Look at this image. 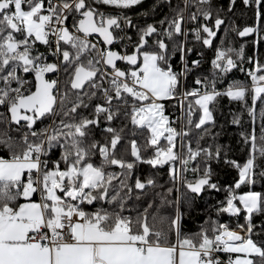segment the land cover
Here are the masks:
<instances>
[{
    "label": "snow or ice",
    "instance_id": "snow-or-ice-1",
    "mask_svg": "<svg viewBox=\"0 0 264 264\" xmlns=\"http://www.w3.org/2000/svg\"><path fill=\"white\" fill-rule=\"evenodd\" d=\"M140 2L0 0V108L4 109L0 112V264H264V247L252 239L257 227L264 231V220L258 226L252 222L253 214L264 215V191L253 190L258 182L264 187V167L256 171L257 158L264 159V120L258 138L254 127L250 133H240L244 143L251 144L242 163L225 154V163L237 170L238 179L224 186L227 195L215 212L243 214L244 223L237 224L240 231L209 216L197 232L186 233L180 210L182 204L191 205L188 193L199 196L206 188L219 190L211 179L210 162L219 160L222 146L217 144L215 150L211 143L201 146L205 136L214 135L209 128L214 124L210 104L220 96L243 102L249 91L239 81L217 90V76L223 78L236 67L246 71L252 106H243L254 123L258 99L264 117V63L258 55L249 56L252 67L246 70L243 45L217 46L212 79L197 76L194 84L202 87L185 89L181 78L200 64L193 59L188 66L186 57L193 48L187 36L191 33L207 47L217 35L208 23L213 15L210 0H182V7L169 4L173 14L161 18L159 28L153 23L138 28L133 42L125 30L136 25L119 10ZM93 4L116 9L117 14ZM234 4L231 0L229 10ZM243 4L254 6L258 25L264 19V0H243ZM189 22L194 26L188 28ZM222 24L217 15L214 27ZM251 33L259 37L260 28L245 26L238 31L240 37ZM149 38L154 47L149 46ZM177 52L181 68L174 71L170 61ZM61 70L70 85L63 90L59 79L46 77ZM177 96L179 130L172 126L163 103ZM194 111L199 115L196 121ZM121 117L130 121L134 135L135 130H147L144 147L151 146L152 156H141L136 139L130 141L133 160L117 156L125 129L113 123ZM185 117L189 125L202 129L195 148L184 127ZM101 120L103 143L93 135ZM38 121L41 127L36 129ZM233 123L239 124L240 117ZM53 150L59 151L57 159L51 158ZM97 153L99 163L93 160ZM136 162L154 169L168 166L172 186L155 193L159 204L139 203L147 189L163 186L151 176L141 180L135 175ZM114 166L119 171L109 170ZM241 185L248 190L238 192ZM172 206L174 215L163 211ZM165 223L167 228L162 226ZM219 253L227 254V260Z\"/></svg>",
    "mask_w": 264,
    "mask_h": 264
},
{
    "label": "trees",
    "instance_id": "trees-1",
    "mask_svg": "<svg viewBox=\"0 0 264 264\" xmlns=\"http://www.w3.org/2000/svg\"><path fill=\"white\" fill-rule=\"evenodd\" d=\"M231 0H210L211 9H212V18L208 22L210 27H213V30L217 32V35L212 39V43L209 46H204L201 41H196L191 33L186 38V42L188 46L193 48V51L189 53L186 57L188 66L191 68V61L193 59H198L200 64L193 71L189 72V74L184 77L185 80V89H191L193 87H202L194 84V81L197 76L203 79L204 77H208L209 80L212 79V65L211 60L214 58L215 50L217 46H222L227 48L229 46L239 49L241 45L244 46V61L242 66L247 70L252 67V64L248 62V57L256 55L259 56V60L261 63H264V19H262L257 25L255 10L253 7H246L243 4V0H235L234 7L229 10V4ZM169 4L173 7L176 5L183 6L182 0H143L138 5L131 6L128 9L119 10L131 18L132 24L136 25L134 28H127V35L131 36L132 41L136 42L137 37V29L140 27L146 26L148 23H153L157 28L160 27L158 21L163 18L166 14L171 16L173 13L169 10ZM102 11H110L113 14H117L116 9H108L106 7H98ZM189 11H195L194 8H190ZM146 13V15H145ZM223 20V24L220 28L214 27V19L216 16ZM202 20V18H201ZM68 23H72V18H68ZM245 26H258L260 28L259 37L256 33L248 34L244 37H240L238 35V31L242 30ZM189 28L193 27V24L189 22ZM235 28L236 31L232 29ZM225 29H228L226 32ZM221 37H224L223 43L221 41ZM179 39L182 40V37ZM148 43L150 47H154L152 45V39H148ZM117 45H115L116 47ZM41 51H45L42 45H39ZM129 52L132 51V47L128 49ZM197 52H200L201 55L197 56ZM50 62L55 61V57L48 58ZM170 63L173 66L174 71H179L181 68L180 64V55L177 52L172 56ZM239 64L240 61H237ZM123 66V65H122ZM50 73H47L48 75ZM59 89L63 90L65 87H69L67 84V75L61 70L59 73ZM25 78L28 80H32L33 78L29 74H24ZM187 81V82H186ZM231 81H239L244 84L249 91L246 93L245 101L238 100H230L227 96L217 97L215 102L211 103V109L214 115V124H210L209 128L212 134L203 138L201 141V146H207L209 143L212 144L213 150H215V146L217 144L222 146L221 156L219 160L213 159L211 163L212 169V181L219 185V190L213 189H205L199 196H195L194 194L188 193V198L191 200V205L182 204L181 212L182 216V227L183 231L186 233L197 232L199 227L204 223V221L209 217H213L218 219L220 223H225L229 226L230 229L240 231L237 228L238 223H244V216L240 214L238 216H233L227 213L221 214L219 216L216 215L215 208L219 207L220 204L218 202H222L225 200L227 195L225 191V185H233L235 180L238 179L237 170L225 163V154L228 159H236L241 163L247 158L248 151L251 147V144H245L243 141V137L240 136L241 132L250 133L255 128L257 138L259 137L260 127L262 120L264 117H261V105L262 101L259 99L255 105V122L253 123V118L249 115L247 109L243 106L245 103L248 106H252L251 101V79L247 76L246 71L242 72L240 67H236L232 69L230 72L226 73L223 78L217 76L216 78V88L217 90L225 89L229 82ZM34 88V84L32 85ZM264 95V94H262ZM191 99V98H189ZM165 104V114L169 116L170 120L172 117H179L177 113L179 112V105L173 104L172 100H166L163 102ZM185 105V113L187 112V101H184ZM198 107V106H197ZM4 109L0 108V112H3ZM91 112L89 109L85 112V115H88ZM240 117V123H233L235 117ZM194 121L198 120L199 115L198 111H194L193 113ZM59 119V117H57ZM49 121L44 120V124H47ZM185 129L189 130V136L191 139L192 147H196V138L199 136L202 129H196L193 125H189L187 123L186 117L183 119ZM114 127L120 128L124 127V132L122 133L123 139L119 142L117 148V156L123 155L126 160H133L134 158L130 155V141L132 139H136L138 145L140 146L141 156L144 159L153 155V149L151 146L145 148V141L147 138V130L144 131L135 130V135L133 134L134 129L131 125L130 121H127L121 117L120 120L115 121L113 123ZM15 127V126H13ZM41 127V123L38 121L34 128L39 129ZM104 127V121L101 120V124L99 128L94 129V138L101 143L104 142V134L102 133V129ZM203 128V126H202ZM13 135H18L17 133H13ZM188 141H185L187 143ZM177 150H178V138H177ZM127 147L128 151L125 153L124 149ZM2 154V153H0ZM59 157V151L53 150L51 153L52 159H57ZM94 162L99 163V155L97 153L96 156L93 157ZM196 162H192V166H195ZM256 163L259 167L256 169L258 172L260 167H264V159L257 158ZM176 165L179 166V162H176ZM112 171H119L118 166H114ZM202 170V163H201ZM134 174L139 175L141 180L146 177H153L157 185L163 187H155L147 189L148 195L142 196L139 203L142 205H146L148 200H154V204H159L160 200L155 196L157 192H163L165 188L171 187L172 182L171 178L168 175V166L153 168L151 165L143 162H136L134 165ZM189 179H193V174H188ZM134 183V177L133 181ZM248 186L241 185L238 192L247 191ZM253 190L256 191H264V187L261 186V183H257ZM186 190L181 187V192L184 193ZM171 198H175V192L171 194ZM235 203L238 204V201ZM155 210L154 208L152 209ZM164 212L174 215V206L165 207L163 209ZM264 220V215L253 214L252 222L255 225H259L260 222ZM160 226V225H158ZM167 228V223L162 225ZM252 239L255 240L260 246L264 247V231H261L259 227H257L252 235ZM221 258H228L227 254L219 253ZM257 261L259 260L256 257Z\"/></svg>",
    "mask_w": 264,
    "mask_h": 264
},
{
    "label": "built area",
    "instance_id": "built-area-1",
    "mask_svg": "<svg viewBox=\"0 0 264 264\" xmlns=\"http://www.w3.org/2000/svg\"><path fill=\"white\" fill-rule=\"evenodd\" d=\"M68 23V22H67ZM69 25H71V23H68ZM121 24H123V21H121ZM188 25H189V23L187 24V27H188ZM194 26V25H193ZM189 28V27H188ZM126 32H127V29L125 30ZM119 34V33H118ZM183 39H185L184 37H182V40ZM113 47H115V45H113ZM117 48H119V45H117L116 46ZM131 47V46H130ZM129 47V48H130ZM128 48V49H129ZM122 66V65H121ZM59 76H60V74H56V73H50V74H48V75H46V77L48 78V79H53V78H56V79H59ZM181 82H182V85L184 86V88H185V80H184V77H182L181 78ZM172 101H173V104H177L178 103V105H179V112L177 113V115H179V117L177 118V117H172V119H171V121H173L174 123V125H179V127L181 126V111H180V103H179V97L177 96V97H174L173 99H172ZM37 199H38V196H37ZM222 260H227V258L226 259H223V258H221Z\"/></svg>",
    "mask_w": 264,
    "mask_h": 264
},
{
    "label": "rangeland",
    "instance_id": "rangeland-1",
    "mask_svg": "<svg viewBox=\"0 0 264 264\" xmlns=\"http://www.w3.org/2000/svg\"><path fill=\"white\" fill-rule=\"evenodd\" d=\"M141 1H143V0H141ZM93 7H106V6H104V5H102V4H93ZM172 99H173V98H172ZM172 99H169V100H172ZM165 101H166V100H165ZM163 102H164V101H163ZM172 126L178 128V130L180 129V127H179L178 124H177V125L172 124ZM179 143H180V140H179V138H178V146H179ZM178 162H179V161H178Z\"/></svg>",
    "mask_w": 264,
    "mask_h": 264
},
{
    "label": "water",
    "instance_id": "water-1",
    "mask_svg": "<svg viewBox=\"0 0 264 264\" xmlns=\"http://www.w3.org/2000/svg\"><path fill=\"white\" fill-rule=\"evenodd\" d=\"M213 38H214V37H213ZM213 38H212V39H213ZM69 87H70V85H69ZM13 126H15V125H13Z\"/></svg>",
    "mask_w": 264,
    "mask_h": 264
},
{
    "label": "bare ground",
    "instance_id": "bare-ground-1",
    "mask_svg": "<svg viewBox=\"0 0 264 264\" xmlns=\"http://www.w3.org/2000/svg\"><path fill=\"white\" fill-rule=\"evenodd\" d=\"M187 82V81H186ZM178 129V128H177Z\"/></svg>",
    "mask_w": 264,
    "mask_h": 264
}]
</instances>
